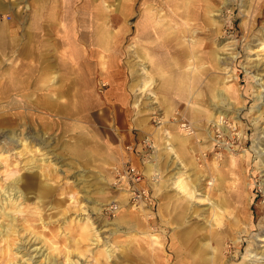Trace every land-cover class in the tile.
<instances>
[{"label": "rangeland", "instance_id": "1", "mask_svg": "<svg viewBox=\"0 0 264 264\" xmlns=\"http://www.w3.org/2000/svg\"><path fill=\"white\" fill-rule=\"evenodd\" d=\"M128 1L117 0L111 11L125 10ZM9 3L25 6V0H0V19H12ZM134 4L151 24L142 28L136 15L115 29L122 41L114 46V60L126 110L105 103L112 84L101 76L94 92L82 93L77 102L67 93L66 107L52 114L50 92L0 85V231L14 217L18 232L8 241L16 248L30 239L31 255L41 249L31 264H47L46 256L67 264V253L74 261L81 255L80 264H187L195 255L196 261H211L214 250L219 264H249L248 250L264 256V0ZM114 20L120 22L117 13ZM157 20L159 28L152 24ZM155 27L160 35L153 34ZM146 77L152 83L140 93ZM189 78L199 98L168 102L162 82L181 87L175 90L181 95ZM177 133L192 139L183 154L172 139ZM145 140L154 145L152 152ZM162 140L170 141L177 158L162 146L158 154ZM131 163L143 170L153 210L128 202L118 173ZM179 173L208 195L204 204L176 193L171 184ZM12 186L19 198L9 201ZM95 232L98 245L87 240ZM112 247L106 261L104 252Z\"/></svg>", "mask_w": 264, "mask_h": 264}, {"label": "crops", "instance_id": "2", "mask_svg": "<svg viewBox=\"0 0 264 264\" xmlns=\"http://www.w3.org/2000/svg\"><path fill=\"white\" fill-rule=\"evenodd\" d=\"M116 2L117 0H25L24 7L17 4L12 7L10 2L7 7L13 14L12 19H0V80H4L0 85L6 84L12 90L22 83L25 86H38V89L26 88L24 91L27 93L35 90L50 92L48 108L52 114L57 109L66 107L62 98L65 99L67 93L73 94V99L77 102L82 93L94 92L95 82L101 76L112 84L105 92V103H111L109 108L126 110L128 99L120 84V68L115 66L114 60V46L120 45L122 41L115 37V29L126 25L136 15L139 16L138 23L142 28L150 22L145 10L142 14L139 8L136 11L135 0H129L125 10L112 12ZM2 5L0 4V11L4 9ZM114 13L120 18L118 24L114 23ZM152 24L160 27L159 20ZM154 25L149 27L154 28ZM156 27L153 34L160 35ZM141 42L145 43L144 40ZM152 42H156V38ZM115 67L118 70L116 72ZM160 76L173 79L164 73ZM55 78L57 86L54 85ZM87 82L91 85H85ZM171 82L168 79L162 82L168 93V102L174 101L175 97L199 98L200 94L194 88V79H187L188 88L181 95L175 90L182 89H173ZM131 88L133 92V85ZM37 106L43 107L42 104ZM191 111V119L196 120V111L194 108ZM177 135L181 134H175L172 139H177ZM184 149L178 148V153L183 154ZM167 153L172 154L169 151ZM176 153L175 150V155L178 156ZM146 166L148 173L150 168L148 164Z\"/></svg>", "mask_w": 264, "mask_h": 264}, {"label": "bare ground", "instance_id": "3", "mask_svg": "<svg viewBox=\"0 0 264 264\" xmlns=\"http://www.w3.org/2000/svg\"><path fill=\"white\" fill-rule=\"evenodd\" d=\"M183 50V49H182ZM176 66L177 67H179V62H176ZM181 68H179V70H180ZM185 70H190V65H188V67H186V68H184ZM149 82H151L152 83V78L151 77H146L143 81H142V87L141 88H139L138 89V91H140V93L141 92H143L144 90H145V88L148 86V84H149ZM103 85V84H102ZM180 89H182L181 87H180ZM193 109V108H192ZM194 115V116H193ZM192 116H193V118H195V113H193L192 114ZM194 120V119H193ZM192 125V124H191ZM182 127H184V126H182ZM192 127H194V126H192ZM191 131V130H190ZM190 133V132H189ZM159 134V133H158ZM179 134V133H178ZM168 136V135H167ZM176 138L177 139H173L174 141L176 140V142H177V146H178V148H180V149H182L183 150V148H185L186 146H187V143H190L191 144V137H184V136H182V135H177L176 136ZM164 139H166V138H164ZM171 138L170 137H168V139L167 140H170ZM175 143V142H174ZM21 145V144H20ZM171 144H170V141H165V142H163V140H162V142H159V146H158V148L160 147L161 148V146H162V148H165V149H167L169 152H171L173 155H175V150L173 149V148H170L169 146H170ZM160 148H159V150H160ZM155 149H157V145H155ZM156 151V150H155ZM177 154V153H176ZM2 155V154H1ZM0 155V156H1ZM175 157L177 158V156L175 155ZM11 172V171H10ZM151 172V171H150ZM150 172H149V174H150ZM11 175H12V172H11ZM184 174L183 173H179V174H177L176 176H175V178H173L174 180L172 181V186L174 187V189L176 190V193L178 194V195H180L181 197H184L186 200H190L192 203H194V205H202V204H204L205 203V201L206 200H208L209 198H208V195H205V194H203V193H201V192H198V191H200V190H198V188L196 187V185H193V186H189V182L188 181H186L184 178ZM211 183H209L208 185H210ZM14 188H15V186H12L11 187V189H10V191L11 192H14ZM19 193L16 191V192H14L13 194H11V195H13V197L12 198H10V195H9V201H12L13 200V198H19V195H18ZM18 195V196H17ZM15 198V199H16ZM17 200V199H16ZM13 213H15V211H13ZM8 217H10V223H8V224H6V225H4L3 227H2V230L0 231V244H1V242H6V246H5V248H4V250H2L1 251V254L3 255V262H2V264H18V262L21 260L22 261V263L21 264H31V262L33 261V257L34 256H36V255H42L41 254V249H39V250H37V249H33L32 250V252L34 253V255H31L30 254V252H29V249H30V247L31 246H29V242L31 241L30 239L29 240H26L25 242H22V243H20L21 244V246H17L16 248H14L15 247V245L12 243V242H10V241H8L9 240V238H11V236L12 235H14L12 232H16V231H13V229H12V227H13V224H12V221H14L13 219H14V217H12V216H8ZM16 230V229H15ZM18 232V231H17ZM16 232V233H17ZM97 233H99V232H95L94 233V235L95 236H93V235H90V237H87V240L90 242V241H92L93 243H96V244H94V245H98L99 244V239H98V237H97ZM16 235V234H15ZM12 237H14V236H12ZM17 237V236H16ZM13 239H15V237L13 238ZM20 240L18 239V242H19ZM16 242H17V239H16ZM260 243H262V242H264V239H263V237H262V239H260V241H259ZM15 243V242H14ZM52 245V244H51ZM251 246V245H250ZM52 247V246H51ZM200 247H202V249L203 248H205V247H209L208 245H203L202 244V246H200ZM113 249V247L110 249V250H105V252H104V256H105V260L107 261V260H109L111 257H112V255L114 254V251L112 250ZM201 250V249H200ZM70 252V251H69ZM261 252V251H260ZM259 252V253H260ZM219 253V251L218 250H214V253H213V256L214 257H211V258H209V260H211L212 261V263H211V261H207V259H203L201 262H199V261H196L194 258H196V255L195 256H193V257H191L192 258V261H190L189 263H187V264H219L218 262V260L217 261H215L216 260V258H219L218 256H217V254ZM0 254V255H1ZM19 254H21V256H19V258H18V255ZM66 259H65V261L64 262H66L67 264H80L82 261H84V260H82V257H81V255H77L76 256V260L74 261V260H71L69 257H70V255H69V253H67L66 255ZM209 256H210V254H209ZM257 256H259V258L257 257ZM24 257H27L26 259H24ZM47 257V256H46ZM45 257V263H47V264H54L53 262H51V260L49 261V258H46ZM245 257L246 258H249V262L251 263V264H258L259 263V261H261V263L262 262H264V256H263V254H257V253H254L253 254V250H248L247 252H246V254H245ZM20 259V260H19ZM53 260V259H52ZM248 262V261H247ZM248 262V263H249ZM249 263V264H250ZM1 264V263H0ZM178 264H186V263H184V262H178Z\"/></svg>", "mask_w": 264, "mask_h": 264}, {"label": "built area", "instance_id": "4", "mask_svg": "<svg viewBox=\"0 0 264 264\" xmlns=\"http://www.w3.org/2000/svg\"><path fill=\"white\" fill-rule=\"evenodd\" d=\"M188 129L186 128V130ZM144 147H147L150 152L154 150V145L147 140L144 141ZM126 149L131 151L132 146L126 147ZM118 176L126 188L129 203L153 210L155 200L150 187L144 182V173L140 166L131 163L121 170Z\"/></svg>", "mask_w": 264, "mask_h": 264}]
</instances>
